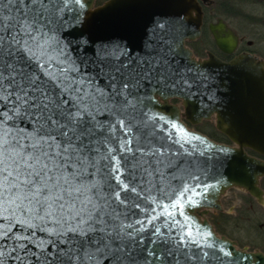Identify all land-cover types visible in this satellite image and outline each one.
<instances>
[{"label":"snow or ice","instance_id":"obj_1","mask_svg":"<svg viewBox=\"0 0 264 264\" xmlns=\"http://www.w3.org/2000/svg\"><path fill=\"white\" fill-rule=\"evenodd\" d=\"M90 9L0 0V264H247L184 211L228 149L153 112L170 96L217 101L182 21L152 19L138 47L135 19Z\"/></svg>","mask_w":264,"mask_h":264},{"label":"water","instance_id":"obj_2","mask_svg":"<svg viewBox=\"0 0 264 264\" xmlns=\"http://www.w3.org/2000/svg\"><path fill=\"white\" fill-rule=\"evenodd\" d=\"M90 11L101 18L135 19L137 28L133 43L138 47L148 38L145 32H150L152 19L162 22L182 21L176 38L182 42L184 54L189 55L196 65L213 78L217 101L209 105L206 99L198 95L187 98L170 96L162 98L153 112L178 123L189 135L200 136L211 144L228 149L226 155L229 161L220 169L222 175H217L215 179L209 177V182L215 184V188L197 197L199 206H186L185 214L201 231L213 232L216 238L229 242L237 252L248 255L250 260L247 264H264V252L239 248L236 241L219 235L206 216L211 210L223 211L220 200L231 188L244 190L264 204V189L261 188V179L264 177V59L251 53H242L230 61H224L212 53L204 59L193 55L194 51L188 42L201 36L203 24L202 8L198 0H182L180 4L170 6L150 5L143 0H107L96 5V0H91ZM211 31L222 52L231 53L237 48L238 37L226 23L220 21L219 24L211 25ZM123 34L120 31L115 33ZM172 98L180 100L182 108L172 104ZM213 119L216 128L233 144L217 142L188 125L195 126ZM175 135L178 138L181 134ZM248 149L261 157L248 153ZM217 180L220 182L216 183ZM177 218L183 219L178 214Z\"/></svg>","mask_w":264,"mask_h":264},{"label":"rangeland","instance_id":"obj_3","mask_svg":"<svg viewBox=\"0 0 264 264\" xmlns=\"http://www.w3.org/2000/svg\"><path fill=\"white\" fill-rule=\"evenodd\" d=\"M242 6L244 8L243 16H229L224 19L229 22L235 32L245 38V43L246 41L252 42L249 45L250 50L264 59V0L244 2ZM171 102L182 108L180 100L172 98ZM210 121L215 123V119ZM248 194L238 188L229 189L220 200L223 211L211 210L206 216L209 219L210 214L225 213L229 218L228 222H230L226 229L232 237L218 234L236 241L239 248L264 252L262 250L264 248V204H260L252 195L250 199Z\"/></svg>","mask_w":264,"mask_h":264},{"label":"flooded vegetation","instance_id":"obj_4","mask_svg":"<svg viewBox=\"0 0 264 264\" xmlns=\"http://www.w3.org/2000/svg\"><path fill=\"white\" fill-rule=\"evenodd\" d=\"M248 1H259V0H198L202 8L203 24H202L201 36L195 39L194 41H191V43H193L194 45L193 55H195L197 58L204 59L207 58L210 53H212L224 61H230L242 53H251L253 55L258 56L257 54L252 52L249 48V45H251L252 42L246 41L245 43L244 42L245 38L240 36L237 32H235V30L232 28L229 22H227V20L224 19L229 16H236V15L243 16L244 8L242 6V3ZM226 2L228 3L226 4ZM220 21L226 23L228 27L232 29L233 32L238 37L237 48L231 53H226L224 51L222 52V50L219 48V46L216 43L213 33H211L212 32L211 25L219 24ZM258 57L261 58L260 56ZM203 123L204 121L201 124ZM188 125L194 130H197L196 127L198 125L195 126L191 124Z\"/></svg>","mask_w":264,"mask_h":264},{"label":"trees","instance_id":"obj_5","mask_svg":"<svg viewBox=\"0 0 264 264\" xmlns=\"http://www.w3.org/2000/svg\"><path fill=\"white\" fill-rule=\"evenodd\" d=\"M105 1L106 0H97V5H100V4L104 3ZM188 45L194 49L193 43L189 42ZM196 129L199 130L200 132L204 133L205 135H208L210 138L214 139L215 141L217 140V142L226 143V144H232L230 139L227 138L226 135L221 133L216 128L215 123H213V122H211L209 120L205 121L203 124L198 125L196 127ZM248 153H251V154H254V155H257V156L261 157L260 155L256 154L255 152H253V151H251L249 149H248ZM261 186H262L261 188L264 189V178L261 181ZM248 197H250L249 194H248ZM251 198L252 197H250V199ZM256 206L260 207L258 204H256ZM209 219L214 224L216 230L218 231L217 233L226 234L227 236L232 237L231 234L226 229L227 225H229L230 222H228L229 218H228V216L225 213H219L218 215L217 214H210V218ZM262 250L264 251V248H262Z\"/></svg>","mask_w":264,"mask_h":264}]
</instances>
